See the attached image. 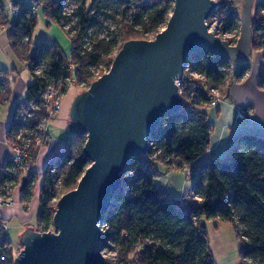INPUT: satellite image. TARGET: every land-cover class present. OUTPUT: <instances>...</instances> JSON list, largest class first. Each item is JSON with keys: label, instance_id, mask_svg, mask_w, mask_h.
Instances as JSON below:
<instances>
[{"label": "trees", "instance_id": "1", "mask_svg": "<svg viewBox=\"0 0 264 264\" xmlns=\"http://www.w3.org/2000/svg\"><path fill=\"white\" fill-rule=\"evenodd\" d=\"M174 3L175 0H34L30 4L14 3L20 14L10 20L0 0V29L9 30L13 54L34 78L27 89L26 102L16 105L7 132L8 143L22 146L19 133L35 131L47 117L42 94L49 85L64 88L65 95L69 79L74 78L79 86L90 88L99 79L95 77L96 72L105 68L108 73L126 43L154 40L166 28ZM34 4L42 6L41 13L48 26L57 24L66 33L71 43L69 55L58 43L43 41L32 45L39 22ZM69 4H76V9H71ZM263 9L264 0H261L253 12L252 51L261 52L264 57L262 37L258 34L264 28ZM110 11L120 12L122 16L115 38L103 34L101 18L109 16ZM233 62L205 52L193 55L188 68L206 75L213 87L227 94L230 85L244 79L251 70L249 64H243L233 77ZM40 65L44 70L37 76L35 71ZM16 76L15 70H0V106L10 103ZM30 104L36 109L30 110ZM211 133L205 109L198 120L189 118L183 110L165 117L151 138L147 155L129 164L122 174L123 189L102 221L108 225L102 245L113 242L119 250V260L126 264H215L204 220H217L233 225L242 244V264H264L263 137L244 136L226 159L199 167L192 189L198 203L181 207L179 201L170 199L156 187L159 165L171 170L192 166L208 151ZM86 142V134L71 135L64 151L52 159L45 171L36 212L38 233L55 231L53 221L58 201L77 188L91 166L84 155ZM41 150L34 141L27 161L31 168ZM25 178L28 186L20 190V203L27 214L41 177L31 170L14 171L10 160L0 168L1 196L12 198ZM3 224L0 219V264H14L9 233L1 234ZM2 258L5 263L1 262Z\"/></svg>", "mask_w": 264, "mask_h": 264}, {"label": "water", "instance_id": "2", "mask_svg": "<svg viewBox=\"0 0 264 264\" xmlns=\"http://www.w3.org/2000/svg\"><path fill=\"white\" fill-rule=\"evenodd\" d=\"M213 0H175L166 28L151 41H130L110 71L79 95L70 111L71 135H87L91 161L77 188L57 204L55 232L28 230L14 264H106L100 223L123 189L133 159L146 156L165 117L183 111L176 82L193 55L210 52L232 61L252 53L253 0H246L236 45L208 32ZM28 186L22 181L21 191Z\"/></svg>", "mask_w": 264, "mask_h": 264}, {"label": "crops", "instance_id": "3", "mask_svg": "<svg viewBox=\"0 0 264 264\" xmlns=\"http://www.w3.org/2000/svg\"><path fill=\"white\" fill-rule=\"evenodd\" d=\"M5 1L12 2L14 0ZM27 1L28 3L34 2V0ZM16 2L17 1H15V3ZM2 3H4V0H2ZM256 6L253 3V12ZM41 12L42 11L39 13ZM54 25L58 26L57 24H51V27ZM8 37L9 30L0 29V70L7 72L15 70L18 76H16V82L13 86V94L10 103L0 106L10 107V110L7 108L3 109L4 111L0 110V168L14 156L13 146L7 141V132L14 118L16 105L26 102L27 89L34 83L32 74L13 54ZM46 42L57 43L49 40H46ZM259 55L256 57L253 64H249L251 70L248 76L242 81L234 82L230 85L228 93L225 95L220 105L217 108L205 109L207 123L212 128L208 151L192 166L184 168L183 170H171L165 168V166H158L160 175L156 178V187L166 192L170 199H177L181 207H188L199 202V200L193 197L192 192L195 180L190 181L184 175L188 169H192L194 176V170L199 169L202 164L217 159H226L233 148L236 147L239 140L244 136H258L264 138V57L262 53ZM26 71L29 72V75L23 74ZM240 109H246L248 112V117L243 122L237 120L238 111ZM49 135L51 138L49 147L41 150L36 164L31 169V172L35 174L42 175V172L45 171L51 160L61 154L65 149L66 141L53 143L52 136L50 133ZM40 177L41 180L39 183L42 184L43 176ZM20 197L21 195H19V200ZM15 198L16 195L14 194L13 199ZM13 207L16 206L14 205ZM1 211L2 210H0V212ZM0 219L5 220L3 218Z\"/></svg>", "mask_w": 264, "mask_h": 264}, {"label": "rangeland", "instance_id": "4", "mask_svg": "<svg viewBox=\"0 0 264 264\" xmlns=\"http://www.w3.org/2000/svg\"><path fill=\"white\" fill-rule=\"evenodd\" d=\"M15 1L19 3L28 2L27 0H14L12 2H7L4 0L3 5L5 8V14L6 16L10 17V20H12L13 17H15V15L11 11V6L15 3ZM259 1L260 0H253V3L255 4V6L257 5ZM68 3L69 2H67V4ZM234 3L237 7L238 13L241 16L246 0H235ZM34 5H37V4H34ZM69 5L71 9H76V4L75 5L73 4L72 6L71 4ZM38 6L42 7L41 5H38ZM121 18L122 16L120 12H117V11H112V12L110 11L109 16H102L101 21H102L103 27L105 28V31L103 32V34L106 37H110V38L116 37V31L119 28V21L121 20ZM240 21H241V18H240ZM240 33H241V22H240L239 37H240ZM46 40L57 42L60 48L66 53V55L70 54L71 43L66 33L58 26H55V25L53 27L48 26V22L45 21L41 13H39V22L35 30V33L33 35V38H32V45L33 46L39 45L41 44V42L46 41ZM259 54H261V52L253 51L250 56L243 58L241 60H238V61H234L233 62V77H235V74L238 72L239 67L241 65L250 64V63L253 64V62L256 60V57H258ZM249 72L245 75L244 78L248 76ZM23 74L29 75V72L26 71ZM103 74L104 75L107 74V69L101 68L99 71L96 72L95 77L100 78L102 77ZM88 89L89 88H87L86 85L79 86L76 80L73 78V85L62 103V110L60 114L55 119L51 120L49 124V133L52 136L53 143H56L58 141L64 142L66 141L68 136L70 137L71 133L69 131V123H70V111H71L72 104L79 95L88 91ZM222 94L224 98L226 94L223 92V90H222ZM5 108L10 110V107L9 108L0 107V110H3ZM206 109H211V108H206ZM48 166L46 167L45 171L47 170ZM45 171L42 172V175L37 174V176L38 177L43 176ZM199 172H200L199 169L194 170V176H193V171L190 168L188 169L186 173H184V175L190 181L192 180L194 181L198 177ZM39 182L35 186V189H34L35 196L31 204L30 211L27 212V214H25L24 207L21 205L20 200H19V195H21L20 187H17V190H14L13 192V195L14 194L16 195L15 199H13V196L12 198H10L9 196L0 195V201L3 202V201L13 200L14 201L13 206L14 205L16 206V207H13V206L4 204V206L0 207V210H2L0 212V218L5 219L3 220L4 224L1 229L2 230L1 234L6 235V233H9L8 237L13 246L14 261L16 258L19 257V255L24 249V246L22 244V238L25 235V233L28 232V230L30 229H32L34 232H39V226L37 225V216H36L37 215L36 212L39 209L38 203H39L40 189H41V184ZM5 197L9 199L5 200L4 199ZM204 225L206 226L207 231H208L210 246H211V250L214 256L215 264H242V261H241L242 244L236 235L233 225L229 223H223L217 220L216 221L215 220L214 221L204 220ZM6 228H9L8 230L9 232L6 231ZM55 231H51V232H55ZM109 242H110L109 244H113V242L111 241ZM113 245L115 246V244ZM118 261L122 262L121 260H118Z\"/></svg>", "mask_w": 264, "mask_h": 264}, {"label": "built area", "instance_id": "5", "mask_svg": "<svg viewBox=\"0 0 264 264\" xmlns=\"http://www.w3.org/2000/svg\"><path fill=\"white\" fill-rule=\"evenodd\" d=\"M235 0H213L217 6L212 12L209 19L206 21L208 26V32L222 41L229 43L230 45H236L239 39L240 30V14L238 13L237 7L234 3ZM30 4V2H29ZM35 13L42 11V7L33 5ZM11 11L17 17L20 14L18 8L11 6ZM264 16V9L262 10ZM259 36L262 37V44L264 47V28L259 31ZM44 70V66L40 65L36 68L35 74L41 76ZM73 85V79H69L66 82V89H71ZM179 93L184 98L183 110L185 114L194 120L199 119L200 112L206 108H217L223 100L222 89L213 87L206 75L195 72L187 67L184 70V74L181 80L176 82ZM64 88L58 87L54 84L49 85L45 92L42 94V100L45 108L47 109V117L40 123L38 128L34 130H26L19 133L18 140L22 141V146L13 145L14 156L11 157L10 161L13 164L14 171L17 169H23L24 171H30L32 168L29 163V151L35 141L36 148L44 149L50 145L51 138L48 132V124L51 120L55 119L62 110V103L66 97L63 92ZM30 110H35V106L30 104ZM248 117L246 109H240L238 111L237 120L243 122ZM23 133L28 137H24ZM169 160V159H168ZM188 171V170H187ZM8 200L9 198H4ZM177 201V199H172ZM7 204L13 206L14 201H0V207ZM102 235H105L108 231V225L100 223L99 225ZM9 228H6L8 231ZM8 233H6L7 235ZM149 242V241H148ZM107 244L103 247L102 254L105 258L106 264H126L125 262H119V250L113 244ZM150 243V242H149ZM113 245V246H112ZM116 247V248H115ZM2 263H5V258L1 259Z\"/></svg>", "mask_w": 264, "mask_h": 264}]
</instances>
